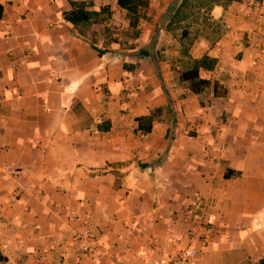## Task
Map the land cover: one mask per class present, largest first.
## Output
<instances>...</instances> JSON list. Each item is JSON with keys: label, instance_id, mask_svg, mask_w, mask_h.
Returning a JSON list of instances; mask_svg holds the SVG:
<instances>
[{"label": "crops", "instance_id": "obj_1", "mask_svg": "<svg viewBox=\"0 0 264 264\" xmlns=\"http://www.w3.org/2000/svg\"><path fill=\"white\" fill-rule=\"evenodd\" d=\"M17 1L0 0V264H149L188 245L197 264L264 262V0L214 6L192 40L220 97L180 83L187 41L161 26L179 0H151L129 48L118 0L87 1L113 12L87 38L69 0ZM197 195L209 230L188 220Z\"/></svg>", "mask_w": 264, "mask_h": 264}, {"label": "trees", "instance_id": "obj_2", "mask_svg": "<svg viewBox=\"0 0 264 264\" xmlns=\"http://www.w3.org/2000/svg\"><path fill=\"white\" fill-rule=\"evenodd\" d=\"M240 0H182L176 6L174 11L168 14L166 19L161 23V26L166 27V30L174 36H179L181 41H187V46L184 49L187 61L180 72V83L187 86V88L195 95H201L207 92L211 87L214 88L216 97L225 96L227 90L222 87L217 81L207 80L201 77L200 70H213L217 61L209 56H203L201 59H194L189 54L188 50L191 46L193 38H191V29L199 19H203V25L209 26L212 21L211 11L214 6L221 5L227 7L233 2ZM71 10L64 14L65 20L70 22L79 32V34L87 38V31L97 24H103L111 19L112 10L110 6H105L100 11L90 10L92 4L90 2H81L69 0ZM151 0H118V6L121 10L126 12L129 20V29L125 36L136 40L141 35L140 24L143 20H147V12L150 7ZM3 18V6L0 4V19ZM193 19V20H192ZM165 22V23H164ZM109 31L107 30V33ZM96 48V47H95ZM98 50V49H97ZM100 54L103 52L98 50ZM141 55L149 57L150 52L141 51ZM162 109L153 111L150 115L137 119V131L142 134H149L153 130V123L162 112ZM240 172L227 169L223 177L225 179H232L239 177ZM262 262L261 264H263Z\"/></svg>", "mask_w": 264, "mask_h": 264}, {"label": "built area", "instance_id": "obj_3", "mask_svg": "<svg viewBox=\"0 0 264 264\" xmlns=\"http://www.w3.org/2000/svg\"><path fill=\"white\" fill-rule=\"evenodd\" d=\"M18 2L17 0H11V2ZM32 0H19V5L27 7ZM87 2L88 0H74ZM255 3L251 2L253 6ZM264 51V50H263ZM264 56V55H263ZM256 64V63H255ZM210 204L205 201L201 196L197 195L193 202L187 208V216L189 222L198 229H210L211 223L208 220ZM215 231V229H213ZM205 243V238L203 239ZM83 255L87 256L89 260L96 261L99 258V250L97 249V241L94 236L88 234L87 244L82 249ZM149 264H197V249L188 245L186 248L179 251L176 255L165 252L159 260L151 261Z\"/></svg>", "mask_w": 264, "mask_h": 264}, {"label": "rangeland", "instance_id": "obj_4", "mask_svg": "<svg viewBox=\"0 0 264 264\" xmlns=\"http://www.w3.org/2000/svg\"><path fill=\"white\" fill-rule=\"evenodd\" d=\"M176 1V0H175ZM181 1L182 0H179V2L178 3H176L175 4V6H177L178 4H180L181 3ZM174 5V4H173ZM193 20V19H192ZM202 21H203V19L201 20V18L199 19V22L198 23H196L195 25H194V27L191 29V33H192V35H191V38H197V36H199V35H203V34H205V26L203 25V23H202ZM210 25L212 26L213 25V21H211L210 22ZM210 26V27H211ZM115 32V31H114ZM117 33V32H116ZM122 37V46L123 47H126V48H129V47H133V45H130L129 44V37L128 36H125V35H123V36H121ZM145 51H147V52H150V51H148V50H145ZM151 51L153 52V53H156V52H154L153 51V49H151ZM157 53H159V52H157Z\"/></svg>", "mask_w": 264, "mask_h": 264}]
</instances>
